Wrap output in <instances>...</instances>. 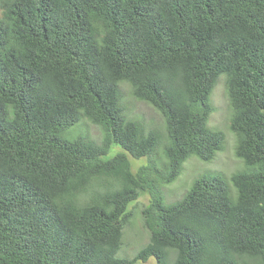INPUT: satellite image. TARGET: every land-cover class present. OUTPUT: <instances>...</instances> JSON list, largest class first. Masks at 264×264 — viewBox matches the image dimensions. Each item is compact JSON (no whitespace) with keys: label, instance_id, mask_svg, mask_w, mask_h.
Listing matches in <instances>:
<instances>
[{"label":"trees","instance_id":"trees-1","mask_svg":"<svg viewBox=\"0 0 264 264\" xmlns=\"http://www.w3.org/2000/svg\"><path fill=\"white\" fill-rule=\"evenodd\" d=\"M221 76L244 169L165 204L191 156L224 149L209 126ZM123 84L160 125L127 115ZM83 120L97 141L63 139ZM113 144L123 152L103 160ZM141 196L148 242L119 258ZM152 257L264 264V0H0V264Z\"/></svg>","mask_w":264,"mask_h":264},{"label":"rangeland","instance_id":"rangeland-1","mask_svg":"<svg viewBox=\"0 0 264 264\" xmlns=\"http://www.w3.org/2000/svg\"><path fill=\"white\" fill-rule=\"evenodd\" d=\"M224 83L225 77L221 76L217 82L215 90L212 91L211 102H213L215 110L209 118V126L218 131H222L225 134L224 149L217 152L215 158L210 162H204L194 156H191L185 162L179 178L175 182L164 186L163 200L165 204H170L181 199L187 191H189L193 180L200 177L204 173L213 172L229 178L232 174L244 169L243 161L235 154L236 136L229 129L230 121L228 119V97ZM122 88L124 90V102L127 103L126 105L128 106L126 112L127 115L131 117H138L139 120L147 127L161 124V117L153 107L136 101L131 96L128 85L123 84ZM89 123V121L83 120L75 124L70 130L63 133V139L72 140L75 137L84 136L97 141L96 139L100 136V130ZM120 152H123L121 146L113 144L108 153L104 155L102 159H110ZM129 159L133 171H136L139 166L148 163L147 157L141 159H133L130 157ZM166 162L167 159L162 153L160 158H156V163L159 167H163ZM231 191L233 193L235 191L232 185ZM136 202L130 204L129 206L130 210L136 203L132 223L124 229L122 246L117 253L119 258H133L148 242L149 233L143 226V220L140 212L143 205L142 203H146L147 199L144 196H141ZM136 264H156V261L152 257L147 262H137Z\"/></svg>","mask_w":264,"mask_h":264}]
</instances>
